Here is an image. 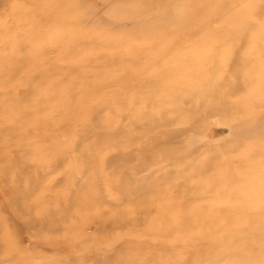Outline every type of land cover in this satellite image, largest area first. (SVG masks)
Returning a JSON list of instances; mask_svg holds the SVG:
<instances>
[{
    "label": "rangeland",
    "instance_id": "obj_1",
    "mask_svg": "<svg viewBox=\"0 0 264 264\" xmlns=\"http://www.w3.org/2000/svg\"><path fill=\"white\" fill-rule=\"evenodd\" d=\"M0 264H264V0H0Z\"/></svg>",
    "mask_w": 264,
    "mask_h": 264
}]
</instances>
